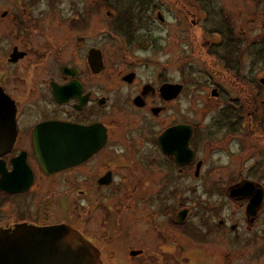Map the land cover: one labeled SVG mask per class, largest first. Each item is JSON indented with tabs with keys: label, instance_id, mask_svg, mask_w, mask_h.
Wrapping results in <instances>:
<instances>
[{
	"label": "flooded vegetation",
	"instance_id": "obj_1",
	"mask_svg": "<svg viewBox=\"0 0 264 264\" xmlns=\"http://www.w3.org/2000/svg\"><path fill=\"white\" fill-rule=\"evenodd\" d=\"M195 1L198 11L189 16L190 27L196 29L199 40L209 35L217 39L221 54H211L223 65L221 69L233 71L236 77L235 60L240 62L252 47L246 38L248 32H237L234 20L222 8L215 9L217 16L209 12L212 0ZM236 1L248 7L254 4L252 16L264 18V0ZM149 5L150 0H141L135 19L136 24L142 21L149 36L138 42L143 52L159 48V42L152 41V25L163 27L168 23L155 5L153 16L146 12ZM120 13L115 20L117 14L108 7V0H0V90L13 104L15 126L11 150L0 159V235L4 234L6 264H37L33 259L36 256V260H43L34 248L42 241L37 238L39 231L61 224L76 230L93 246L100 264H264L263 185L251 181L263 190L257 209L249 205L250 198L245 195L231 197L229 188L206 191L209 197L200 198L199 206L194 208L186 206V198L173 205L172 196L180 191L168 190L169 174L157 182L158 189L146 190L137 182L139 174L130 180L125 174L118 176L119 171L134 168L136 162L122 164L103 158L118 118L136 114L140 120L139 138L144 140L152 132L151 122L163 123L162 118L184 94L188 82L195 88L202 83L193 79L188 66L181 82L167 79L166 73L146 79L140 78L136 70H128L133 59L129 44L136 38L134 15L129 10ZM93 14L111 18L121 23V28L122 24L127 26L122 36L111 41L117 48L110 62L123 63L118 64L120 70L113 79L107 77L109 36L107 31L91 29ZM260 25L264 28V21ZM259 43L264 44V38ZM262 49L264 55V46ZM237 79L247 82L252 96L264 98V77L253 82L245 77ZM167 84L181 88L173 99L161 93ZM226 93L229 99L223 102L226 105L215 121L233 134L239 127L238 118L244 119L243 101L241 95L234 98ZM210 96L222 102L224 92L215 86ZM255 108L252 115L247 114L253 131L264 112L262 105ZM112 114L117 117L109 121L108 115ZM51 123L93 129L90 139L100 147L84 162L48 173L36 159L34 133ZM181 124L191 126L184 120L164 124L155 137L159 154L168 162H144L149 168L157 164L159 172L164 168L170 171L173 165L179 179L192 165L194 151L191 149V162L179 166L173 156L161 150L158 138ZM191 128L194 143L197 126ZM22 152H26V162H11ZM111 163L120 167H109ZM149 168L145 169L152 174ZM61 212L63 220L59 218Z\"/></svg>",
	"mask_w": 264,
	"mask_h": 264
},
{
	"label": "rangeland",
	"instance_id": "obj_2",
	"mask_svg": "<svg viewBox=\"0 0 264 264\" xmlns=\"http://www.w3.org/2000/svg\"><path fill=\"white\" fill-rule=\"evenodd\" d=\"M140 5L141 0H108V7L117 14L114 17L115 20L121 14L120 12L125 10H129L131 15H134L132 28H134L136 38L133 39V43L129 44L133 59L129 61L131 65L128 70H136L140 78L146 79L166 73L167 79L181 82L183 74L190 67L193 79L202 83L198 88H195L192 82H188L189 86L185 87L184 94L171 105L166 118H162L163 123L151 122L152 132L148 133L144 140L139 138L140 120L136 114L132 113L128 118L122 117L120 120L118 118V125L113 124V126L119 128L120 131L112 128V138L103 157L105 161L122 162V164L136 162L137 165L134 163V168L129 167L128 171L126 169L122 172L119 171L118 176L121 177L125 174L130 180L134 175L139 174L137 182L141 186H145L146 190L158 189L157 182H161L160 178L164 174H169L171 183H169L168 190L185 192L184 194L178 192L172 196L173 205L179 204L181 199L186 198L187 207H197L200 198L209 197L206 191H227L230 186L244 180L254 181L264 186V112L261 113L259 122L262 128L261 133L258 132V134L254 131L260 125L255 122L253 131L252 122L247 115L256 110L255 106L262 105L264 107V98L260 95L252 96V92L248 90L247 82L237 79V77H245L253 82L264 77V55L262 54L264 44L259 43L264 38V28L260 25L264 21L263 16H252L255 10L254 4L248 7L236 0H212L208 3L209 12L217 16L215 9L222 8L224 14L230 15L234 20L236 31L239 32L242 29L248 32L246 38L252 42L251 49L249 48L246 54L241 56V61L235 60L237 72L235 77L232 74L233 71L226 72L223 68L221 69L220 66L223 65L211 54V52L217 53L218 51L221 54L220 48L216 47L217 39L209 35L199 40L195 35L197 34L196 29L190 27L188 18L197 13V1L150 0L146 12L153 16L156 9L152 7L155 5L163 13L168 23L163 27L156 23L152 25L151 36L154 38L152 41L159 42V48L147 52L140 51L138 48V42L143 36H146L142 28V21H139L138 24L135 22V19H138ZM101 15L103 17L102 13ZM101 15H92L91 29L107 31L110 40L108 42L107 77L113 79L116 70H120L118 64L123 63L110 62L115 48H117V44L111 41H116L118 37L122 36L123 31H127V26L122 24L121 28V23L112 21L111 18H102ZM117 24L118 26L115 27ZM184 29H187V32H183ZM146 37L149 39V36ZM188 77L191 76L188 75ZM215 86L221 89L222 94L224 92V96H227L221 98L222 102L210 96L212 87ZM226 92H229L234 98L241 95L243 101L244 119L241 117L239 120L238 118L239 127L233 134L227 133L226 126L215 121L218 113L226 105L223 102L229 99ZM113 106L114 104L111 106L112 109ZM116 117L114 114L108 115L109 121ZM183 120L191 126L196 125L198 134L194 143V137L191 138L189 145L195 154L192 165L188 166L182 179H179L178 171L173 165L170 171L164 168L165 171L159 172L161 167H157V164L154 163L149 168L144 162H168L159 154L155 137L163 128L162 125ZM122 131H124V136ZM198 160L202 161V166L199 176L195 177V163ZM110 166L114 168L117 165L111 163ZM141 166L149 168L152 174L147 173L148 170L145 168L141 169ZM119 167L117 166V168ZM192 188L195 189L192 190ZM63 200L66 201V199ZM63 200H61L62 204L65 203ZM63 217L65 216L61 212L60 220H63Z\"/></svg>",
	"mask_w": 264,
	"mask_h": 264
},
{
	"label": "water",
	"instance_id": "obj_3",
	"mask_svg": "<svg viewBox=\"0 0 264 264\" xmlns=\"http://www.w3.org/2000/svg\"><path fill=\"white\" fill-rule=\"evenodd\" d=\"M161 19V14L158 13ZM262 82V80H261ZM181 88L179 85H164L161 93L165 97L175 98ZM168 95V96H167ZM93 129L79 128L68 124H47L39 127L34 133L35 156L44 171H60L84 162L100 144L90 139ZM192 128L181 124L165 130L158 138L161 150L173 156L179 166L187 165L193 158L189 147ZM15 138L14 107L12 102L0 90V159L10 152ZM26 152H22L11 162H26ZM0 162H3L0 160ZM202 161L195 166V175L199 174ZM262 188L254 182L245 180L229 187L231 197L246 196L250 198L251 207L256 209L261 203ZM256 192V193H254ZM248 195V196H247ZM248 205V207H249ZM43 233V235H42ZM36 237V236H35ZM37 247V264H100L99 254L76 230L61 224L51 229L39 231ZM4 234L0 235V264H6ZM30 247H28L29 249ZM52 252V253H50ZM42 255V257H40ZM27 264H31L30 262Z\"/></svg>",
	"mask_w": 264,
	"mask_h": 264
},
{
	"label": "trees",
	"instance_id": "obj_4",
	"mask_svg": "<svg viewBox=\"0 0 264 264\" xmlns=\"http://www.w3.org/2000/svg\"><path fill=\"white\" fill-rule=\"evenodd\" d=\"M258 124L260 125V122L258 121ZM262 125H260V126H258V128H256V130L254 131L255 133H257L258 134V132H260V130H261V127ZM261 133V132H260ZM262 135V134H261Z\"/></svg>",
	"mask_w": 264,
	"mask_h": 264
}]
</instances>
